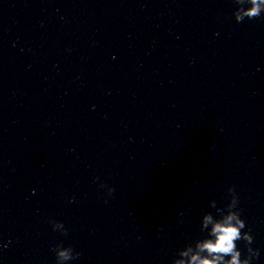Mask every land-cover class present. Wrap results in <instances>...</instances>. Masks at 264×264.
<instances>
[{"label":"clouds","instance_id":"1","mask_svg":"<svg viewBox=\"0 0 264 264\" xmlns=\"http://www.w3.org/2000/svg\"><path fill=\"white\" fill-rule=\"evenodd\" d=\"M238 5L233 15L240 23L245 18L249 20L260 17L264 13V0H234ZM245 4L250 7H244ZM107 188L111 195L115 189L101 184ZM230 195L229 202L224 208H217L216 201H210V207L216 209V215L205 212L201 219V231L207 232L202 239L189 243L178 250L177 258L172 264H252L253 259L259 256V250L251 247L254 237L249 231H241L246 227L238 208L239 197L234 187L227 189ZM54 231H61L67 235V229L62 222L50 221ZM243 240L246 244L247 255L242 258L241 251L237 247V241ZM53 251L57 264H66L78 257L71 246L65 247L62 243L55 245Z\"/></svg>","mask_w":264,"mask_h":264}]
</instances>
